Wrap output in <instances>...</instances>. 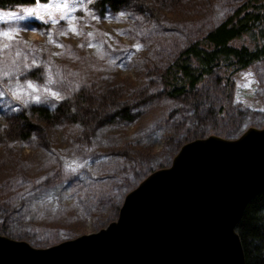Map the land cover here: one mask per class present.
Masks as SVG:
<instances>
[{
    "label": "rangeland",
    "instance_id": "1",
    "mask_svg": "<svg viewBox=\"0 0 264 264\" xmlns=\"http://www.w3.org/2000/svg\"><path fill=\"white\" fill-rule=\"evenodd\" d=\"M243 1L132 0L100 14L93 0H36L0 10V17H24L0 18V234L46 247L98 231L117 218L124 195L140 182L137 174L169 166L179 138L202 137L201 128L193 134L195 116L161 122L168 114L178 120L179 103L157 89L127 125L108 117L97 127L90 118L83 125L38 123L22 142L7 139L8 113L60 100L67 84L95 93L107 86L127 91L126 84L136 94L153 82L149 67L162 65ZM252 36L231 43L252 47ZM226 74L229 93L212 99L222 112L208 120L207 132L234 139L250 126L264 127V58Z\"/></svg>",
    "mask_w": 264,
    "mask_h": 264
},
{
    "label": "water",
    "instance_id": "2",
    "mask_svg": "<svg viewBox=\"0 0 264 264\" xmlns=\"http://www.w3.org/2000/svg\"><path fill=\"white\" fill-rule=\"evenodd\" d=\"M262 191L264 127L194 138L104 228L46 247L0 234V264H245L235 227Z\"/></svg>",
    "mask_w": 264,
    "mask_h": 264
},
{
    "label": "trees",
    "instance_id": "3",
    "mask_svg": "<svg viewBox=\"0 0 264 264\" xmlns=\"http://www.w3.org/2000/svg\"><path fill=\"white\" fill-rule=\"evenodd\" d=\"M35 1L0 0V10L14 9ZM131 1L93 0V6L101 14L105 10L118 11ZM263 24L264 0H244L221 21L174 51L162 65L149 67L153 82L142 85L138 93L134 94L137 89L129 90L126 84L122 88L127 91L117 92L114 91L117 87L110 89L107 86L101 93H95L83 85L77 87L75 84H67L66 88H62L63 97L60 100L45 99L40 104H31L26 109L8 113L4 127L9 136L7 139L10 143L29 140L31 132L38 128L35 126L38 123L83 125L90 118L91 125L97 127L98 124H106L105 117H108L111 119L109 122L116 120L127 125L135 119L140 109L151 101L156 89L168 99L179 103L175 118H184L186 114L187 117L198 118L197 123L190 121L194 126H198L193 134L201 128V136L205 137L209 135L208 120L211 122L217 119L222 112V109L217 110L213 106L215 103L212 99L219 98V91L225 96L229 93L231 81L230 75L226 74L227 70L242 69L264 58V28H261ZM255 29L256 34H253ZM244 34L253 35L252 47L235 46L231 43ZM20 72L32 74L30 68L23 69L22 66ZM131 96H134L133 99ZM234 113L237 116L239 112ZM170 117V114L165 115L161 122L169 125L181 124L179 119L176 122L170 121ZM184 130L187 131V128ZM185 140H188V137ZM183 143L179 138L178 146L176 144L173 152ZM146 175L147 173L137 174L136 181H141ZM2 229L3 227H0V231ZM235 230L241 243L245 264H264V191L254 196L245 206Z\"/></svg>",
    "mask_w": 264,
    "mask_h": 264
},
{
    "label": "snow or ice",
    "instance_id": "4",
    "mask_svg": "<svg viewBox=\"0 0 264 264\" xmlns=\"http://www.w3.org/2000/svg\"><path fill=\"white\" fill-rule=\"evenodd\" d=\"M33 10L29 9L28 12H29V15H31V12ZM0 18H16V19H24L23 16H19V17H16L14 14H12L11 16H6V17H0ZM5 35H7V33H5ZM29 87H31V85H29ZM52 95H56L55 93H52Z\"/></svg>",
    "mask_w": 264,
    "mask_h": 264
}]
</instances>
